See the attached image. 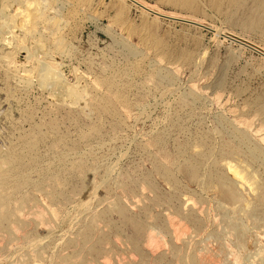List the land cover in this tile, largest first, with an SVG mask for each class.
Wrapping results in <instances>:
<instances>
[{
  "label": "rangeland",
  "instance_id": "1",
  "mask_svg": "<svg viewBox=\"0 0 264 264\" xmlns=\"http://www.w3.org/2000/svg\"><path fill=\"white\" fill-rule=\"evenodd\" d=\"M142 1L221 34L129 0H0V264H264V56L225 35L264 50V0ZM50 57L83 103L40 86Z\"/></svg>",
  "mask_w": 264,
  "mask_h": 264
},
{
  "label": "bare ground",
  "instance_id": "2",
  "mask_svg": "<svg viewBox=\"0 0 264 264\" xmlns=\"http://www.w3.org/2000/svg\"><path fill=\"white\" fill-rule=\"evenodd\" d=\"M122 1V0H121ZM123 1H126V0H123ZM129 1H131L135 6H137L138 8H140L143 12H145V13H153V14H155L156 16H163V17H167V18H170V19H179V20H186V21H191V22H193V23H196L197 25H200V26H203V27H205L202 23H200V22H198V21H196V20H191L190 18H188V17H186V16H183V15H180V14H177V13H172V12H170V13H168V12H164L163 10H161V9H159V8H157V7H155V6H153V5H150V4H148V3H146V2H144V1H142V0H129ZM27 4L29 5V6H31L32 7V5H37L38 6V9H33L34 10V12H33V14H31L29 11L25 14L24 12V14L22 15L23 16V20L22 21H19V23H18V20L16 21L14 18H15V16L14 17H12L9 21L11 22V24H12V26L13 27H21L22 29H24V31H27V28H26V26L28 25V18H30V19H34V20H38V19H40V18H42L43 17V13H45L44 12V10L43 9H41V7H40V3H38V1H27ZM184 5H187V6H189V0H184ZM31 7H29V8H31ZM191 7V6H190ZM46 10V9H45ZM22 11V10H21ZM7 13H8V10H7ZM14 14H15V12H14ZM18 16H20V15H18ZM195 19V18H194ZM44 20H46V19H44ZM50 20H54V19H50ZM260 21V19L259 18H256L255 17V15L254 14H252V16H250L248 19H247V21H245V25L247 26V28H252L253 26H256L257 25V23ZM49 22V21H48ZM27 24V25H26ZM10 24H9V22L8 21H5V22H2V23H0V33H4L6 30H10L11 29V27H12ZM205 28H207V29H209V30H211V31H214L215 32V34L216 35H218L220 32H219V30L217 29V28H211V26L210 27H205ZM7 32V31H6ZM5 32V33H6ZM10 34H11V32H9ZM223 33V32H222ZM221 34V33H220ZM226 35V37H230L231 39H234V40H236L237 42H239L240 44H242V45H244V46H246V47H249V48H251V49H253L254 51L256 50L257 52H259V53H261L263 56H264V50H262V48H260V47H258V46H256V44H253V43H251V42H249V41H247L246 39H243L242 37H240V36H237V35H235L234 33H227V34H225ZM11 36V35H10ZM4 37V36H3ZM13 38V37H12ZM5 40H6V38H5ZM21 40V39H20ZM4 41V40H3ZM22 43L24 42V41H21ZM7 44H9L8 42H7ZM57 44H58V46H57V48L58 49H63V47H64V43H63V41L60 39L58 42H57ZM42 45V44H41ZM41 45H38L37 46V49H41ZM44 52V51H43ZM39 53H40V51H39ZM36 54H38V53H36ZM40 54H42V53H40ZM30 56V55H29ZM37 56V55H36ZM31 57V56H30ZM46 59H48V58H46ZM43 60L41 63H40V71H39V83H40V86H42L43 88L45 87H49V88H51V89H55V94H56V92H57V94H58V96L60 97V99H62V101H71V102H73L74 104H78V103H83L84 102V99H85V96H86V91H84V90H81V88H79L80 86H77V85H72V84H70L69 82H68V80H67V77H66V75L64 74V71L60 68V66H61V64H58V63H56L55 61H56V59L54 60V59H52L51 57L49 58V60L47 61V60ZM10 61V60H9ZM11 62V61H10ZM10 62H9V64H10ZM13 64V63H12ZM56 65H58L57 67H55ZM73 71H75V72H77L76 70H73ZM28 75V74H27ZM77 83V82H76ZM78 84V83H77ZM54 91V90H53ZM52 91V92H53ZM56 94V95H57ZM61 101V100H60ZM64 103V102H63ZM28 141H31V140H28ZM32 142V141H31ZM209 155V154H208ZM208 155H206V156H204V157H206L207 158V156ZM252 156H256V154L255 153H253L252 152ZM6 160H7V158H6ZM12 160H13V158H12ZM222 163V162H221ZM235 163H236V161H235ZM2 161L0 160V184H3V183H5V182H10L11 180V174H10V172H8V169H7V171H6V169H4L3 170V168L5 167L4 165H3V167H2ZM13 164H17V165H22L23 164V159H22V155H18L17 156V158L14 160V162H13ZM238 164V163H237ZM237 164H232V162H228V161H225V167L227 168V170H228V172H229V174L233 177V182H234V185H241V186H243V185H254L253 184V182L252 181H254L255 182V179H254V176L255 175H252L251 173H249V169L247 170V168L246 167H244L243 165L241 166V165H237ZM240 164V163H239ZM242 164V163H241ZM14 165V166H15ZM248 167V166H247ZM211 179H212V177H211ZM13 182V181H12ZM252 182V183H251ZM11 183V182H10ZM256 184V183H255ZM230 187V186H229ZM254 187V186H253ZM255 187H257L256 185H255ZM256 190H258V189H256ZM146 191V190H145ZM216 191V190H215ZM260 192H258L257 191V197H255V201L260 205V206H264V191L262 190L261 191V189L259 190ZM8 196H9V193L7 194ZM122 195V194H121ZM94 196V195H93ZM225 198L226 199H229V200H238L239 199V197H238V195H237V193L233 190V189H228L227 190V192L225 193ZM7 197V196H6ZM6 197L5 196H3V195H1L0 194V202L1 201H4V200H6ZM93 198V197H92ZM188 198H190V197H188ZM191 199V198H190ZM10 201V200H9ZM191 201V200H190ZM192 201H193V199H192ZM239 202V201H238ZM85 203V202H84ZM249 203H251V202H246V205H249ZM86 204V203H85ZM195 204V206H196V202L194 203ZM193 204V205H194ZM252 205H253V203H252ZM251 205V206H252ZM259 206V208H261ZM113 207V206H112ZM200 207V206H199ZM253 207V206H252ZM114 208V207H113ZM201 208H203V207H201ZM263 209V208H262ZM78 210V209H77ZM199 210V209H198ZM250 210H251V207H250ZM263 211H264V209H263ZM252 212L254 213V215L257 213V212H259V210H258V208H257V210L255 211V208L254 209H252ZM38 213V212H37ZM35 213H33V215H34ZM205 214H206V212H205ZM259 214V213H258ZM25 216L27 215V213L26 214H24ZM31 215H32V213H31ZM168 215V214H167ZM19 216H20V214H19ZM30 216V213H28V215H27V217H29ZM261 216V215H260ZM21 217V216H20ZM34 217H35V215H34ZM33 217V218H34ZM167 217H169V216H167ZM26 218V217H25ZM36 219H37V217H35ZM39 219V218H38ZM37 219V220H38ZM40 219H41V217H40ZM40 219H39V221H40ZM94 219V218H93ZM168 219V218H167ZM174 219H176V217L174 218ZM212 219V218H211ZM42 220V219H41ZM172 220H173V217H172ZM172 220H169L170 221V223H169V225L171 224H173V222H172ZM38 221V222H39ZM43 221H44V219H43ZM174 221V220H173ZM49 222V221H48ZM73 222V221H72ZM213 222V221H212ZM41 223V222H40ZM45 224V223H44ZM43 224V222H42V224L41 225H44ZM83 224H85V223H83ZM176 224V223H175ZM180 224V223H179ZM181 224H183V223H181ZM212 224V223H211ZM20 225V224H19ZM18 225V226H19ZM68 225V224H67ZM174 225V224H173ZM31 226V225H30ZM45 226V225H44ZM51 226V225H50ZM178 227H179V225H177ZM14 227V226H13ZM12 227V228H13ZM47 227H48V225H47ZM103 227V226H102ZM178 227H176L177 229H178ZM2 228V227H1ZM10 228H11V226H10ZM9 228V229H10ZM24 228V227H23ZM98 228H99V226H98ZM173 228V227H172ZM180 228V227H179ZM188 228V227H187ZM26 229V228H25ZM45 229H46V227H45ZM52 229H54V228H52ZM174 229V228H173ZM1 230V229H0ZM175 230V229H174ZM186 230V229H185ZM187 230H189V228L187 229ZM17 232H18V230H16ZM51 231V230H50ZM54 231V230H53ZM60 231V230H59ZM178 231V230H177ZM176 231V232H177ZM180 231V230H179ZM190 231V230H189ZM188 231V232H189ZM207 231V230H206ZM16 232V233H17ZM148 232V231H147ZM29 233V232H28ZM146 233V232H145ZM183 233V232H182ZM187 233V232H186ZM3 234V233H2ZM25 234V233H24ZM88 234V233H87ZM152 234H154V231H153V233ZM152 234H150V232H149V235H150V237L152 236ZM197 234V233H196ZM28 235V234H27ZM90 235V234H89ZM89 235H87V237L89 236ZM148 235V236H149ZM174 235H175V232H174ZM180 235V237H181V233L180 234H178V236ZM198 235V234H197ZM49 236H51V235H49ZM184 236V235H183ZM200 236V235H199ZM1 237V236H0ZM154 237V236H153ZM153 237H152V240H151V243H152V241H153V243L155 242V243H160V240L161 239H156V241H155V238L153 239ZM189 237V236H188ZM190 237H191V235H190ZM3 237H1V239H2ZM26 238H28L27 236H26ZM35 238V237H34ZM33 238V239H34ZM160 238H163V237H160ZM24 239H25V237H24ZM39 239V238H38ZM38 239H36L35 238V242H36V240H38ZM86 239V238H85ZM146 239V238H145ZM144 239V240H145ZM176 239H178L177 237H176ZM32 240V239H31ZM47 240H48V238H47ZM88 240V239H87ZM149 241V239L147 240V242ZM31 242V241H30ZM38 243H39V241H37ZM36 242V243H37ZM57 242V241H56ZM161 242H162V240H161ZM210 242V241H209ZM38 243H37V245H38ZM144 243V242H143ZM164 243V242H163ZM225 243V242H224ZM25 244V243H24ZM26 244H29V243H26ZM26 244H25V246H26ZM42 244V243H41ZM58 244V243H57ZM160 244H162V243H160ZM159 244V245H160ZM33 245H35L34 243H33V241H32V245H31V243H30V247L29 248H32L31 246H33ZM108 245V244H107ZM106 245V246H107ZM144 245H145V243H144ZM149 246H150V241H149V244H148ZM147 245V246H148ZM229 245V244H228ZM146 246V245H145ZM148 246V247H149ZM156 246V245H155ZM21 247V246H20ZM19 247V248H20ZM128 247V246H127ZM210 247V246H209ZM157 248V247H156ZM206 248H207V246H206ZM205 248V249H206ZM21 249V248H20ZM153 249V248H152ZM35 249H32L31 251H34ZM36 250H37V248H36ZM43 250V249H42ZM159 250V249H158ZM208 250V249H207ZM151 251V250H150ZM157 251V250H156ZM155 251V248H154V252H156ZM232 251V250H231ZM36 252V251H35ZM207 252V251H206ZM152 253H153V251H152ZM217 253V252H216ZM215 253V254H216ZM260 253V252H259ZM70 254V253H69ZM204 255V253H201V260L200 259H198V258H196L195 256H193L190 260H189V262L188 263H190V264H203L202 263V261L204 262V260L202 259V257H203V255ZM219 254V253H218ZM221 254H222V252H221ZM232 254V253H231ZM63 255V254H62ZM153 255H154V253H153ZM207 255H210V254H208V252H207ZM217 255V254H216ZM260 255V254H259ZM196 256H199V254H198V252H197V255ZM206 256V255H205ZM212 256V257H211ZM211 256H209V260H208V256H206L207 257V260L208 261H210V262H212L211 261V258H213V254L211 255ZM219 256V255H218ZM200 257V256H199ZM215 258H216V256H214ZM204 258V257H203ZM219 258H221V257H219ZM223 258V257H222ZM23 259H24V256H23ZM79 259V258H78ZM4 260H5V258H4ZM27 260V259H26ZM108 260V259H107ZM122 260V259H121ZM216 260V259H215ZM217 260H218V258H217ZM216 260V261H217ZM8 260H6V262H7ZM33 261V260H32ZM205 261H206V259H205ZM213 261H214V259H213ZM105 262V261H104ZM215 262V261H214ZM10 263V262H9ZM103 263V262H102ZM187 263V262H186ZM185 262H183L182 264H186ZM206 263H208V262H206ZM219 263V262H218ZM221 263V262H220ZM235 263V262H234ZM6 264H8V263H6ZM12 264V263H11ZM105 264V263H104ZM204 264H205V262H204ZM209 264V263H208ZM212 264H214L213 262H212ZM217 264V263H216ZM223 264V263H222Z\"/></svg>",
  "mask_w": 264,
  "mask_h": 264
},
{
  "label": "water",
  "instance_id": "3",
  "mask_svg": "<svg viewBox=\"0 0 264 264\" xmlns=\"http://www.w3.org/2000/svg\"><path fill=\"white\" fill-rule=\"evenodd\" d=\"M163 17V16H162ZM165 18H167V17H165ZM181 21H183V22H187V23H190V24H193V25H197L196 23H193V22H191V21H186V20H181ZM197 26H200V25H197ZM201 27H203V26H201Z\"/></svg>",
  "mask_w": 264,
  "mask_h": 264
}]
</instances>
